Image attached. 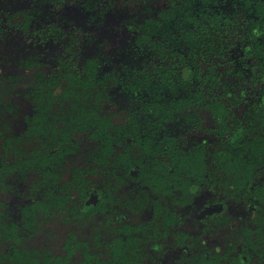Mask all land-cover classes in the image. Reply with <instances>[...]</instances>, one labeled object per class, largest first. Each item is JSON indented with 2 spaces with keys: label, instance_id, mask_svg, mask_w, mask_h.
Wrapping results in <instances>:
<instances>
[{
  "label": "flooded vegetation",
  "instance_id": "flooded-vegetation-1",
  "mask_svg": "<svg viewBox=\"0 0 264 264\" xmlns=\"http://www.w3.org/2000/svg\"><path fill=\"white\" fill-rule=\"evenodd\" d=\"M68 238L69 264H264V0H0V263Z\"/></svg>",
  "mask_w": 264,
  "mask_h": 264
},
{
  "label": "trees",
  "instance_id": "trees-1",
  "mask_svg": "<svg viewBox=\"0 0 264 264\" xmlns=\"http://www.w3.org/2000/svg\"><path fill=\"white\" fill-rule=\"evenodd\" d=\"M229 73H227L228 75ZM231 74V73H230ZM241 75V73H239ZM221 75H223V73H221ZM34 95L37 96V86L34 88ZM35 115L33 116L34 120L36 119V113H34ZM33 130L35 133H37V129H35V125H33ZM38 136L36 134H28V139L30 141H36V138ZM36 161H37V156H36V151H31L30 153H28V159H27V170L29 169L30 171H36ZM44 168L48 171L49 174H51V164L49 163H45L44 164ZM45 200H39L37 199V202H35V204H32V207H36V208H41V206L43 205V207L45 209H48V207L51 206H58L59 208H66V197L63 198V200H61L60 198L57 197H53V196H46ZM68 242L69 244H72L70 241V238H68L65 242V244L63 245V247H65L67 249V253L66 254H58V255H51L49 254V250H44L43 251V260H39L37 258L36 253L38 252V250L34 249V250H25V253L20 254V252L18 253L19 256H29L30 258V263L28 264H69V258L72 252V249H69L68 247ZM84 252H85V259H83L84 263L83 264H92V262L90 261L91 255L89 254V251L86 247L83 248ZM49 254V255H47ZM51 255V256H50ZM2 259V258H1ZM0 264H3V262H1Z\"/></svg>",
  "mask_w": 264,
  "mask_h": 264
}]
</instances>
